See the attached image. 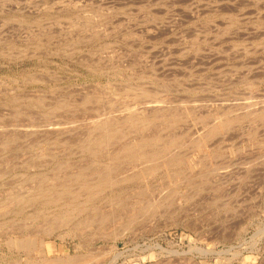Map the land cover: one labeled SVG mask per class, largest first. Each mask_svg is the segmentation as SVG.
<instances>
[{"label":"rangeland","instance_id":"obj_1","mask_svg":"<svg viewBox=\"0 0 264 264\" xmlns=\"http://www.w3.org/2000/svg\"><path fill=\"white\" fill-rule=\"evenodd\" d=\"M83 263L264 264V0H0V264Z\"/></svg>","mask_w":264,"mask_h":264},{"label":"bare ground","instance_id":"obj_2","mask_svg":"<svg viewBox=\"0 0 264 264\" xmlns=\"http://www.w3.org/2000/svg\"><path fill=\"white\" fill-rule=\"evenodd\" d=\"M157 104H159V103H157ZM148 105H149V104H148ZM154 105H155V104H154ZM149 106H151V105H149ZM152 107H153V106H152ZM142 108H143V107H142ZM148 108H149V107H148ZM150 108H151V107H150ZM150 108H149V109H150ZM156 108H157V107H156ZM158 108H159V107H158ZM134 109L136 110V108H134ZM144 109H145V108H144ZM159 109H160V108H159ZM166 109H167V108H166ZM135 110H134V111H135ZM145 110H146V109H145ZM160 110H161V109H160ZM138 111H140V110H138ZM126 112H128V111H126ZM158 112H159V111H158ZM145 113H146V112H145ZM154 113H157V112H154ZM122 114H123V113H122ZM132 114H133V113H132ZM117 115H118V114H117ZM123 115H124V114H123ZM133 115H134V114H133ZM138 115H139V114H138ZM141 115L144 116V114H142V113H141ZM121 116H122V115H121ZM149 116H150V115H149ZM156 116H157V115H156ZM146 117H147V116H146ZM117 118H119V115L117 116ZM114 119H115V118H114ZM105 120H106V118L104 119V121H105ZM107 120H108V119H107ZM131 120H132V119H131ZM100 121H101V120H100ZM94 123H95V121H94ZM139 123H140V122H139ZM90 125H92V123H91ZM143 126H144V125H143ZM85 127H86V126H85ZM89 127H90V126H89ZM89 127H88V128H89ZM226 128H227V127H226ZM72 129H73V128H72ZM72 129H71V130H72ZM64 130H65V129H64ZM105 130H106V129H105ZM66 131H67V130H66ZM68 131H69V130H68ZM102 131H103V130H102ZM210 131H211V130H210ZM113 132H114V131H113ZM123 133H124V132H123ZM107 135H108V134H107ZM107 135H106V136H107ZM102 138H103V137H102ZM119 138H120V137H119ZM172 142H173V141H172ZM166 143H167V142H166ZM141 144H142V143H141ZM141 144H140V145H141ZM159 144H160V143H159ZM162 144H163V143H162ZM195 144H196V143H195ZM107 145H108V144H107ZM153 147H154V146H153ZM159 148H161V147H159ZM152 149H153V148H152ZM154 149H155V148H154ZM162 150H163V149H162ZM173 150H174V149H173ZM127 151H128V150H127ZM154 151H155V150H154ZM136 152H137V151H136ZM136 152H134V153H136ZM152 152H153V151H152ZM159 152H160V150H159ZM130 153H131V152H130ZM134 153H133V154H134ZM170 153H171V152H170ZM262 153H263V152H262ZM150 155H151V154H150ZM166 156H167V155H166ZM168 156H169V155H168ZM261 157H262V156H261ZM143 158H144V157H143ZM147 158H148V157H147ZM166 158H167V157H166ZM255 158H256V157H255ZM135 159H136V158H135ZM162 159H164V158H161L160 160H162ZM171 159H172V158H171ZM257 159H258V156H257ZM257 159H256V160H257ZM143 160H144V159H143ZM172 160H173V159H172ZM177 160H178V159H177ZM174 162H175V161H174ZM174 162H173V163H174ZM177 162H178V161H177ZM139 163H140V162H139ZM147 163H148V162H147ZM169 163H170V162H169ZM230 163H231V162H230ZM142 164H143V163H142ZM140 165H141V164H140ZM85 168H86V167H85ZM113 168H114V167H113ZM138 169H139V168H138ZM208 169H209V168H208ZM119 171H121V170H119ZM133 171H134V169H133ZM205 171H206V170H205ZM206 172H207V171H206ZM114 173H115V172H114ZM121 173H122V172H121ZM200 173H201V172H200ZM82 174H83V173H82ZM122 174H123V173H122ZM127 174H128V173H127ZM127 174H125V175H127ZM148 174H149V173H148ZM198 174H199V173H198ZM88 175H90V174H88ZM103 175H104V174H103ZM115 175H116V174H115ZM200 175H201V174H200ZM95 176H96V175H95ZM113 176H114V175H113ZM113 176H112V177H113ZM193 176H194V175H193ZM204 176H205V175H204ZM206 176H208V175H206ZM200 177H201V176H200ZM209 177H210V176H209ZM209 177H208V178H209ZM202 178H203V176H202ZM87 179H88V178H87ZM99 179H100V178H99ZM102 179H103V178H102ZM188 179H189V178H188ZM188 179H187V180H188ZM191 179H192V177H191ZM194 179H195V178H194ZM209 179H210V178H209ZM79 180H80V179H79ZM85 180H86V179H85ZM85 180H84V181H85ZM187 180H186V181H187ZM189 180H190V179H189ZM192 180H193V179H192ZM65 181H66V180H65ZM87 181H88V180H87ZM107 181H108V180H107ZM51 182H52V181H51ZM52 183H53V182H52ZM47 184H48V183H47ZM104 184H105V182H104ZM106 184H107V183H106ZM44 185H45V184H44ZM48 185H49V184H48ZM48 185H46V186H48ZM42 186H43V185H42ZM44 187H45V186H44ZM73 189H74V188H73ZM75 189H76V187H75ZM195 189H196V188H195ZM196 190H197V189H196ZM30 192H31V191H30ZM88 192H89V191H88ZM27 193H28V192H27ZM198 193H199V192H198ZM52 196H53V195H52ZM64 196H65V195H64ZM169 200H170V199H169ZM169 200H168V201H169ZM170 201H171V200H170ZM79 203H80V202H79ZM10 242H11V241H10ZM26 242H27V241H26ZM20 245H21V244H20ZM22 248H23V247H22ZM84 256H85V255H84ZM82 257H83V256H82ZM78 258H79V257H78ZM87 258H88V257H87ZM72 260H73V259H72ZM94 260H95V259H94ZM45 261H46V260H45ZM82 261H83V260H82ZM84 261H85V260H84ZM89 261H90V260H89ZM91 261H92V260H91ZM95 261H97V260H95ZM85 262H86V261H85ZM73 263H75V262H73ZM77 263H79V262H77ZM93 263H94V262H93ZM189 263H190V262H189ZM83 264H85V263H83ZM192 264H195V263H192ZM196 264H197V263H196Z\"/></svg>","mask_w":264,"mask_h":264}]
</instances>
